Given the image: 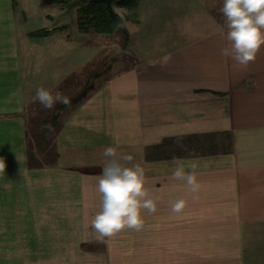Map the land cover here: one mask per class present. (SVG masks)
I'll use <instances>...</instances> for the list:
<instances>
[{
	"label": "crops",
	"instance_id": "1",
	"mask_svg": "<svg viewBox=\"0 0 264 264\" xmlns=\"http://www.w3.org/2000/svg\"><path fill=\"white\" fill-rule=\"evenodd\" d=\"M137 1L121 71L62 119L56 163L29 167L25 111L52 86L35 81L33 44L67 25L31 27L23 0H0V264H264V46L247 68L221 56L223 0ZM110 146L145 169L157 211L101 243L90 222ZM178 164L196 166L198 193Z\"/></svg>",
	"mask_w": 264,
	"mask_h": 264
},
{
	"label": "clouds",
	"instance_id": "2",
	"mask_svg": "<svg viewBox=\"0 0 264 264\" xmlns=\"http://www.w3.org/2000/svg\"><path fill=\"white\" fill-rule=\"evenodd\" d=\"M226 18L227 32L225 39L228 46L221 49L220 54L226 59L234 61L238 66L247 68L254 62L257 53L264 46V0H223L220 9ZM45 110H51L56 103L66 107L71 101L59 91L39 87L35 99ZM52 131L51 125H45ZM103 155L107 162L102 167L98 179L97 191L100 195V210L90 222V228L96 233L97 242H104L105 238L114 237L125 229L140 231L145 220L143 212L154 214L157 211V201L146 187L145 169L139 164L131 167L121 164V160L131 162L132 155H119L115 147L105 148ZM193 171L186 172L182 165L176 167L172 178L184 181L193 194L200 191V184ZM5 164L0 162V173H3ZM186 202L178 199L171 205V212L180 214L184 211Z\"/></svg>",
	"mask_w": 264,
	"mask_h": 264
},
{
	"label": "rangeland",
	"instance_id": "3",
	"mask_svg": "<svg viewBox=\"0 0 264 264\" xmlns=\"http://www.w3.org/2000/svg\"><path fill=\"white\" fill-rule=\"evenodd\" d=\"M61 1L62 4L60 5ZM23 2L31 16L29 24L33 25L31 27H40L44 23H47V26L57 23L67 25L66 30H62L60 42L55 41V37L33 44L36 55L35 70L38 75L35 77V81H45L52 85L53 94L57 91L64 96L75 94L81 88V84L84 83L87 73L95 74L92 79V88H95L108 76L121 71L123 56H121L120 48L124 39L121 30L112 34L81 31L77 27L75 0H23ZM115 2L116 0L112 2L113 9L126 19L129 12ZM46 13L51 14V16L47 17ZM62 29L64 28L62 27ZM114 60H120V62L117 67L111 68L110 65L112 66ZM77 72L82 75L74 77L78 75ZM66 80L69 81L62 85ZM57 104L59 103H56L55 106ZM72 107L74 106L58 110L61 121ZM48 111L38 102H32L26 108L28 141L34 147L37 143L38 134L46 131V128H40L38 125ZM49 142L50 144L53 143L52 138Z\"/></svg>",
	"mask_w": 264,
	"mask_h": 264
},
{
	"label": "trees",
	"instance_id": "4",
	"mask_svg": "<svg viewBox=\"0 0 264 264\" xmlns=\"http://www.w3.org/2000/svg\"><path fill=\"white\" fill-rule=\"evenodd\" d=\"M118 6L124 7L129 14L128 18L132 22H136V7L137 0H116ZM76 15H77V27L87 33L94 31L96 33L112 34L117 30H121L124 34L123 46H126L128 41V31L126 22L116 10L110 9L107 4L102 0H75ZM49 33V29L43 27L34 31L28 32L29 37H41ZM78 75L81 76L79 72ZM73 77V78H74ZM95 74H86V78L81 88L73 95H67L70 99V106H76L82 102L90 93V89L93 88L92 79ZM66 80L62 85L67 83ZM60 88V87H59ZM69 107V106H68ZM67 108L64 104L59 103L53 109L49 110L44 118L41 120L38 127L46 128L45 125H51L52 131H48L46 128L45 133L38 134L36 146L30 145L28 141L27 150V164L29 167H41L44 165H53L57 161L58 152L55 145V137L59 128L62 126V121L59 119L58 110ZM52 138L50 144L49 140ZM28 140V138H27ZM35 148V149H34Z\"/></svg>",
	"mask_w": 264,
	"mask_h": 264
},
{
	"label": "water",
	"instance_id": "5",
	"mask_svg": "<svg viewBox=\"0 0 264 264\" xmlns=\"http://www.w3.org/2000/svg\"><path fill=\"white\" fill-rule=\"evenodd\" d=\"M93 1H97V0H93ZM102 1H104L111 10L113 9L112 7L113 0H102Z\"/></svg>",
	"mask_w": 264,
	"mask_h": 264
}]
</instances>
